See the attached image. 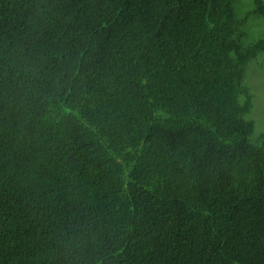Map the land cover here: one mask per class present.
I'll return each instance as SVG.
<instances>
[{"label": "trees", "instance_id": "obj_1", "mask_svg": "<svg viewBox=\"0 0 264 264\" xmlns=\"http://www.w3.org/2000/svg\"><path fill=\"white\" fill-rule=\"evenodd\" d=\"M260 19L0 0V264H264Z\"/></svg>", "mask_w": 264, "mask_h": 264}, {"label": "rangeland", "instance_id": "obj_2", "mask_svg": "<svg viewBox=\"0 0 264 264\" xmlns=\"http://www.w3.org/2000/svg\"><path fill=\"white\" fill-rule=\"evenodd\" d=\"M260 38H264V20L263 19L254 20V23H253V25H252V27L250 28V31H249V38L248 39H249V42H252V41H254L256 39H260ZM261 58H264V56H262ZM251 81H253L254 85L258 87L257 89H260V88L264 89V62H262L261 64H258L255 67V75L251 76ZM262 93H260V94H262ZM263 101H264V96L262 97V99H260L259 94H258L257 95L258 107H257V104H256L257 108L254 111L255 113L259 112L258 108L262 107V106H260V104ZM254 108H255V105H254ZM254 108H253V110H254ZM258 115L259 114H254L253 117L258 119ZM261 117L263 119V114H262V116L260 114V118Z\"/></svg>", "mask_w": 264, "mask_h": 264}]
</instances>
